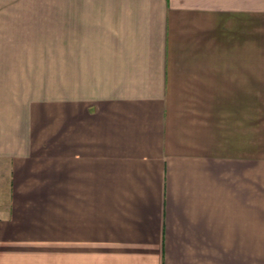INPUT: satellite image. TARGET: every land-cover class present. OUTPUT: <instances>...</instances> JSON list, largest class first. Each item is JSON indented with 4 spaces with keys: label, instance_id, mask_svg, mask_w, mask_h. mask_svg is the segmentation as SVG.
I'll return each mask as SVG.
<instances>
[{
    "label": "crops",
    "instance_id": "1",
    "mask_svg": "<svg viewBox=\"0 0 264 264\" xmlns=\"http://www.w3.org/2000/svg\"><path fill=\"white\" fill-rule=\"evenodd\" d=\"M262 17L0 0V264H264Z\"/></svg>",
    "mask_w": 264,
    "mask_h": 264
},
{
    "label": "rangeland",
    "instance_id": "2",
    "mask_svg": "<svg viewBox=\"0 0 264 264\" xmlns=\"http://www.w3.org/2000/svg\"><path fill=\"white\" fill-rule=\"evenodd\" d=\"M261 58L264 59V17L261 19ZM264 66V61H262V67ZM260 115H259V124L258 132L260 136V156H261V207H262V242L261 250L264 251V73L262 74L261 80V93H260ZM40 215L42 214L39 213ZM54 217L59 218V211L53 212ZM41 217V216H39Z\"/></svg>",
    "mask_w": 264,
    "mask_h": 264
}]
</instances>
